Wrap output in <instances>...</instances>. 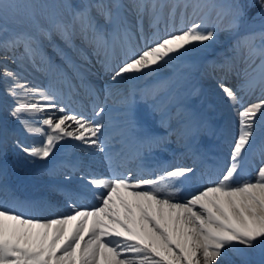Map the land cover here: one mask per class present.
<instances>
[{"label":"snow or ice","instance_id":"6c2138e0","mask_svg":"<svg viewBox=\"0 0 264 264\" xmlns=\"http://www.w3.org/2000/svg\"><path fill=\"white\" fill-rule=\"evenodd\" d=\"M165 6L159 5L161 11H157L156 3L133 5L137 10L138 37L120 11L122 6L119 3L96 6L104 25L91 16V5L82 6L70 20L56 21L50 28L42 27L35 20L33 23L37 31L49 39L55 31L69 47H74L72 40L78 31L84 42L94 46L97 56L101 48L104 50L101 63L105 71L113 73L112 80L116 81L129 75L155 73L160 66L179 59L190 46H205L204 42L215 39V28H209L206 23L207 13L199 15L198 10L217 5H190L189 0L183 5L173 4L169 19L173 18L178 7L183 9V18L184 10L189 6L199 19L186 27L166 29L161 33L158 23ZM113 8L117 9L115 22ZM238 8L237 19L243 15L242 7ZM259 14L264 16V0L260 2ZM144 15L150 19V28L155 29L149 34L143 29ZM117 43L122 59L113 67L111 58ZM21 46L23 51L18 59L35 63L40 52V42L35 35L12 32L0 37V49L6 53H14ZM53 50L72 66L62 49L53 45ZM233 50L243 56L247 68H252V72L245 70V78L238 83L237 89L252 94L259 86L261 94L256 102L244 106L236 91L220 84L226 98L239 105L237 135L232 142L230 164L222 176L216 181L210 180V186L191 195L186 202H174L183 191L182 185L195 172L193 167L169 169L164 166L162 174L152 178L141 175L133 180L131 171L126 175L116 172L111 167V158L106 156L109 160L107 176L99 173L82 175L85 183L81 195L91 196L99 206L73 203L70 205L72 214L43 221L0 206V264H218L227 250L241 253V245L244 248L259 247L264 251V162L258 168L254 182L250 179L234 184L258 122L264 126V27L258 33H248L238 39ZM41 61L51 67L50 59L41 55ZM0 75L12 81L8 89L15 103L11 116L21 119L24 113L36 116L48 113L35 127L24 120L29 134L45 138L39 146L23 147V152L30 157L47 159L56 145L66 139L106 152L101 139V121L68 112L64 107L58 109L60 115L56 119V111H50L56 108L52 102L56 95L50 87L29 89L27 83H17L20 79L18 73L7 67ZM18 88H24L26 94L40 99L36 103L21 100L17 97ZM41 104L45 106L41 107ZM104 110L101 107L94 112V117L101 116ZM128 118L134 126L132 104L128 106ZM132 130L135 131V127Z\"/></svg>","mask_w":264,"mask_h":264},{"label":"rangeland","instance_id":"374dc122","mask_svg":"<svg viewBox=\"0 0 264 264\" xmlns=\"http://www.w3.org/2000/svg\"><path fill=\"white\" fill-rule=\"evenodd\" d=\"M209 1H212V4L218 7L211 9L204 8L202 11H198L199 15L207 13L206 23L209 28H215V39L204 42L205 46H190L189 50L179 59L173 60L170 64H167L169 66L168 68L166 65H162L155 73L145 72L140 74L138 76L139 78L136 80V88L132 95H130V100L133 104L142 102L143 105H140L139 110L144 114L143 116L148 119L151 117L156 121V124L162 127V130L168 132L173 130L174 127L175 130L180 129L179 125L173 123L180 112H191L192 116L191 120H189L193 127L184 134L183 142H187V145H195L196 148L194 151L199 148H206L210 152L217 153L218 151L219 154L226 153L228 155V164L224 163L222 171L212 180L216 181L218 177L222 176L226 167L230 164V151L233 146L232 142L238 130L237 108L239 107L238 104L234 107V115V113L229 110L230 100L226 98V95L218 91V87L221 83L226 86H232L233 84L237 85L244 80V72L246 69L248 72H252V68H247L243 56L239 52L234 51L233 48L235 42L245 34L258 33L261 31L262 27H264V16L259 14L261 1L257 5L253 2L256 8L252 12L250 0H189V3L190 5L191 3L208 4ZM141 2L149 4L156 3L158 6L157 11H161L159 5H166L162 9V19L158 23V28L161 33L165 32L166 29H180L182 26L186 27L199 19V15L194 16L192 14L193 8L191 6L184 10L183 18L181 17V11L183 9L182 7H178L175 10L173 18L169 19V12L171 11L172 5L177 3L183 5L185 0H0V17L3 23L0 26V37L12 33L9 27L17 26L19 27L16 29L17 32H29L35 35L40 42V52H38L35 57V63L28 59H18L19 54L23 51V46L15 50L14 53H6L0 49V57L6 59L8 65L11 67L9 68L0 64V73L5 67L16 71L20 77L19 80L27 83V85L31 84V87L27 86L28 88L39 87L47 89L43 85L42 87L36 82H33L35 79H38L36 81H43L47 78L48 81L57 83L58 88L54 91L57 98L56 105L58 108L64 107L59 98L60 95L57 94L61 91V86L59 85L64 84V79L70 81V74L75 73L77 65L70 59L72 61V66H70L53 50V45L62 49L67 57H69L70 53L74 52L75 48L78 49V55L80 54L79 57H81L83 61H88V63L85 62L88 67H91L89 60L94 56V46L84 42L78 31L77 35L74 36L72 40L74 47H69L65 44L55 31L52 32L51 39H49L48 36L37 31L33 20L38 21L44 28H50L51 24L56 21L67 22L70 20L74 12L82 6L91 5V16L101 25H104L105 21L99 15L96 6L102 3H119L122 6L120 11L127 17L132 31L136 33L138 37L137 10L133 5ZM233 3H235V6H232ZM238 6L242 7L243 15L239 16L237 19V12L239 11ZM112 12L114 14L113 21L115 22V13L117 9L113 8ZM106 27L110 28V26L107 25ZM143 29L145 34H149L151 31L155 30L154 28H150V19L147 15L143 17ZM89 35H91V33H89ZM119 47L120 45L117 43L115 52ZM119 52L121 54V51ZM41 55H43L46 60H51V67H49L47 63L41 61ZM14 59L15 62H13ZM96 70L100 75H103L105 72L102 63L97 66ZM237 73L240 74L239 77ZM226 75L227 78L225 79L224 76ZM253 75H255V73H253ZM0 78L2 79L0 80V127L3 134L6 135L4 148H10L9 152L2 150L0 156H2L3 159L9 156V164L11 165L17 163L16 166H9L7 170L10 171L12 175L16 176L17 180H19V178H24L25 181L29 183V186L34 188L37 182H43L44 177L38 174V171L31 176L29 170H36L39 165H45L47 160L42 159L33 166L30 164H23L21 162L22 159L30 158L33 160V157L23 152L22 148L39 146L43 139L39 144L25 139V136L20 130L21 123L24 120L22 118L17 119L10 114L15 106L14 99L8 93L12 81L10 79L5 80L2 75H0ZM229 81L232 83H229ZM20 89L21 88H18L17 91H20ZM260 94L259 86L256 87L252 94H245L243 96L244 98L242 97L244 106L256 102ZM80 96L85 103L89 99V95L87 94L81 93ZM118 103L120 104L121 101H118ZM84 106L88 108L85 104ZM119 107L120 106H117L116 108ZM134 107L138 108L137 105H134ZM99 108L100 107L97 106L88 115L93 117L94 112H98ZM111 111L112 110H110V112ZM170 112L174 113L171 114ZM22 117L29 118L31 115L23 114ZM33 117L38 118L37 116ZM186 118L187 116H185L183 120H186ZM109 120V116H107V119L104 118L101 120L104 128H106L107 124L111 125L107 123ZM33 127H35V125ZM126 127L127 126L122 125L119 126L120 130H124ZM22 135L25 141H23ZM161 145L165 148L173 147L169 142L162 143ZM251 145L252 146L248 149H252V158L248 161L247 166L238 172L234 184L243 183L250 179L254 182L258 168L261 166L262 162H264V126L260 125L259 122ZM258 150L259 153L257 152ZM175 165L176 163L174 162V165L171 166L174 167ZM207 186H210L209 183L198 188L199 190L194 194L198 191H202L203 188ZM43 188H46V186H43ZM190 197L183 199L181 202H186ZM240 248L243 249L241 253H234L231 250L226 251L225 255L229 259L226 261L227 264H264V251H261L259 247L244 248V246H240Z\"/></svg>","mask_w":264,"mask_h":264},{"label":"bare ground","instance_id":"6f19581e","mask_svg":"<svg viewBox=\"0 0 264 264\" xmlns=\"http://www.w3.org/2000/svg\"><path fill=\"white\" fill-rule=\"evenodd\" d=\"M78 53H79V51L76 48L74 49V52H72L70 54L68 53L69 58L73 62H75L77 65V69L75 70V74H70V77L72 80L71 83L75 84L76 87L77 86H83V85L89 86L90 89L96 93L97 99H95V100H97V102L99 103L100 108L102 106L105 109L103 112V114H105L104 117L107 119V115H108L109 119H110L109 123L111 124L108 128L103 129V135L101 136V138L104 137L103 139H107L108 135L110 137H113V135L115 133L110 134L112 132L111 130L113 129V127H115L116 125H119L121 122L125 121L127 119V116H128V112L127 113H118L120 110L117 112L115 110V107L122 105V104L130 103V101H131L130 95H132V93L134 92V90L136 88V85H137L136 80H137V78H139L138 76L140 74L125 76L123 78H118L116 81H113L112 80L113 73L105 71V73L102 76H100V74L97 73V70H96L97 66L100 65L101 61L104 60V50L102 48L100 50L99 56H97L94 52V56L90 60L88 59L91 67L86 66L85 62L88 63V61L87 60L83 61L82 58L79 57L80 54L78 55ZM119 57H120V53L117 50L115 52L114 56H112V58H111V65L113 67H115L117 65V63L122 59V57L121 58H119ZM0 64L11 68L8 65L7 60L4 59L3 57H0ZM166 66H167V68L169 67L168 65H166ZM0 80H2V79L0 78ZM36 80H38V79L33 80V82H36L40 86L43 85L45 88L50 87L51 89H55L56 87H58L57 83L48 81L47 78L43 81H41V80L36 81ZM18 83L24 84L25 82H23L22 80H19ZM229 83H232V82L229 81ZM68 84L66 85V82H64L63 86L62 85H59V86H62L61 90L64 91L67 86H70V83H68ZM237 85H235V84H233V86L227 85V87L232 88L234 91H236L237 97L241 98L245 94L240 92L237 89ZM27 86L31 87V84L27 85ZM105 86H107V88H108L107 95L105 94ZM218 91L225 95V93L223 92V90L221 89L220 86L218 87ZM17 97L21 100L27 101L28 103H36L40 99L39 96H33L30 93L26 94V90L24 88H21L20 91H17ZM106 101H108V103ZM115 101L116 102L121 101V103L120 104L115 103ZM52 102L55 103V105H56V100H54ZM229 102H230L229 103V110L231 112H233L235 115L234 107L237 104H234L233 101H229ZM44 106L45 105L41 104V107H44ZM58 109L59 108L56 105L55 109L50 110V111H56V117H55L56 119H58L59 115H60ZM112 109H113V112L110 114V112L108 110H112ZM184 113L188 114V112H182L180 114V116H178L176 119H174V123L181 124L180 125L181 130L178 131L177 133H175V138H173L174 142L175 141L177 142L178 139H184V138H182L183 134L185 132L190 131L189 128H191V124H188V119L186 121L181 120L182 119L181 116ZM24 114L31 115V117H29L27 121H28V123H30L33 126L34 125L38 126L40 124V122L44 118H46L48 115V113H45L43 115L37 116L38 118H34L33 116H36V115H32L30 113H24ZM135 114L136 113L134 112V116H135ZM86 117L89 119H94V118L96 119V117H94V116L93 117L86 116ZM21 118L23 120L27 119L25 117H21ZM23 122L21 123V129L20 130L23 133V135L25 136V139L27 141L29 140L33 143L39 144V142L42 141V139H44L45 137H43L41 135L29 134L25 130ZM108 139H110V138H108ZM5 140H6V136L3 134V131L1 130V127H0V153L2 150L6 151V152L10 151V148H4ZM66 140H68V139H66ZM68 141L71 144V147H74V149L77 151L78 154H80L83 157L85 156L84 160L86 162L90 161L89 164H91L92 166L101 164L100 159L95 158L98 154L97 149H95V147H89L87 145L82 144L79 141H74L72 139L68 140ZM121 141H122V139H121ZM178 146H181V148H182L185 146V143L184 142L182 144L179 143ZM71 147H69L68 149L72 150ZM179 149L180 148H178V150ZM178 150L175 149V151L171 150L170 152L174 153L175 154L174 156H176V155L180 156L182 153L186 154L185 152L187 151V150L186 151H180V153H179ZM193 154H195L197 156V154L194 152H192L188 156H193ZM202 157H203V159H206V160H210V161L214 160L213 158H211V155H208L207 153L203 154ZM225 158H226V156H223V160H225ZM40 160H42V159L37 158V157H33V160L30 158H24L21 160V162L24 164L34 165L35 163L39 162ZM6 162H8L7 158H5V160H4L2 158V156H0V206H3L5 208L14 209L15 212L18 214H24L26 217L40 219L42 221L54 219V218H57V217L63 216V215L72 214L70 205L73 203L76 204V199H71L70 197L64 196V192H63V190H61V186H65L66 185L65 182L63 183V181H58V182L57 181H54V182L46 181L43 183H37V186L46 185L49 187V189L46 191V193L42 192L41 194H38V195L28 194L27 192L23 191L19 185L14 184L10 181L11 177H8L7 169H5V167H4V163H6ZM178 163H180L182 165L183 162L179 160ZM96 167L99 170L101 169L98 166H96ZM43 171L45 172L44 175H53L48 170H43ZM31 176H32V174H31ZM209 178H211L210 175H209ZM77 183L79 184V182H77ZM198 185H200L199 181L196 184V186H198ZM4 194L10 195L11 198L10 199L7 198L8 195L5 196ZM77 194L80 196L81 192L77 191ZM81 197L83 198L84 195H81ZM90 198H91V200L93 199L92 197H90ZM183 198L184 197H181L180 195H178L177 199L174 202H179ZM85 199H86V196H85ZM96 204L99 205V202L96 201ZM227 260H229L228 257H226V255H224L223 257H221L219 259L218 264H227L226 263Z\"/></svg>","mask_w":264,"mask_h":264},{"label":"trees","instance_id":"16d2710c","mask_svg":"<svg viewBox=\"0 0 264 264\" xmlns=\"http://www.w3.org/2000/svg\"><path fill=\"white\" fill-rule=\"evenodd\" d=\"M260 1H261V0H252L251 5H253V2H254L255 5H257ZM255 5H254V6H251V7H252V8H251V12H252L253 10H255V8H256Z\"/></svg>","mask_w":264,"mask_h":264}]
</instances>
